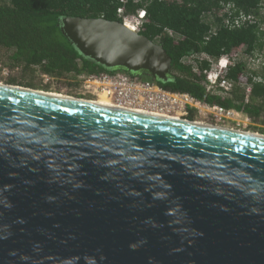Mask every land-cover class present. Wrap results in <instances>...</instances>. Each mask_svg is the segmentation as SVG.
<instances>
[{
  "label": "water",
  "instance_id": "water-1",
  "mask_svg": "<svg viewBox=\"0 0 264 264\" xmlns=\"http://www.w3.org/2000/svg\"><path fill=\"white\" fill-rule=\"evenodd\" d=\"M106 69L171 78L162 43L63 16ZM0 84V264H264V134Z\"/></svg>",
  "mask_w": 264,
  "mask_h": 264
},
{
  "label": "trees",
  "instance_id": "trees-1",
  "mask_svg": "<svg viewBox=\"0 0 264 264\" xmlns=\"http://www.w3.org/2000/svg\"><path fill=\"white\" fill-rule=\"evenodd\" d=\"M120 4V0H0V70L5 67L16 73L7 83L47 90L49 84L39 81L41 74H47L73 90L81 75L116 71L83 57L62 34L59 18L122 21L116 13ZM124 7L126 13L145 8L147 20L139 33L162 43L171 57L167 81L145 74L137 75L139 78L241 110L264 133V0H126ZM241 48L263 60L256 66L235 61L227 74L233 83L231 92L227 96L205 94L202 72L210 61H190L200 53L215 60ZM244 84L250 86L247 101Z\"/></svg>",
  "mask_w": 264,
  "mask_h": 264
},
{
  "label": "built area",
  "instance_id": "built-area-1",
  "mask_svg": "<svg viewBox=\"0 0 264 264\" xmlns=\"http://www.w3.org/2000/svg\"><path fill=\"white\" fill-rule=\"evenodd\" d=\"M137 1V0H135ZM116 13L122 19V23L135 32H140L146 22V10L138 8L134 13L125 12L126 0H120ZM130 27H129V26ZM172 36L175 34L168 29ZM207 58L210 61L208 69L203 70V86L205 94H217L227 96L233 87L227 74L235 61L241 60L246 65L259 64L263 58L251 56L239 49L235 54H222L215 60L209 59L205 54L200 53L196 59L190 62ZM3 74L9 70L1 68ZM195 70H197L195 68ZM43 83H52L55 80L47 74H41ZM245 101L248 100L250 86L244 84ZM69 96L98 102L105 100L109 106L142 112L154 115L170 117L178 120L201 122L206 125H213L237 131L249 132L255 125L250 116L241 110L233 107H225L216 103H209L204 98L198 99L189 93L166 89L153 80L142 79L137 75L127 72L112 71L97 74H85L78 77V84L74 87ZM62 89L59 93H64ZM68 95V94H67Z\"/></svg>",
  "mask_w": 264,
  "mask_h": 264
},
{
  "label": "rangeland",
  "instance_id": "rangeland-1",
  "mask_svg": "<svg viewBox=\"0 0 264 264\" xmlns=\"http://www.w3.org/2000/svg\"><path fill=\"white\" fill-rule=\"evenodd\" d=\"M9 70V69H8ZM11 75H16V73L15 72H13V71H10L9 70V73L6 75V74H3L2 73V70H0V82H3V83H7V79H8V77H10ZM39 81H40V84H44L43 83V80L39 77ZM18 85H20V84H18ZM22 86H24V85H22ZM33 88V87H32ZM35 89H39V90H45V89H43V88H41V87H38V88H35ZM62 89H64V90H66V92H64V93H66V95L68 94V95H70L71 94V91H69V89H67L66 88V86L64 85V84H60V83H58V82H56V81H54V82H52V83H49V88L47 89V90H45V91H51V92H54V93H58L59 94V91L60 90H62ZM61 94V93H60ZM63 94V93H62ZM257 128H259V126L257 125L256 126V124L255 125H253V126H251V129L250 130H253L255 133H261V132H259L258 130H257ZM264 134V133H263Z\"/></svg>",
  "mask_w": 264,
  "mask_h": 264
},
{
  "label": "bare ground",
  "instance_id": "bare-ground-1",
  "mask_svg": "<svg viewBox=\"0 0 264 264\" xmlns=\"http://www.w3.org/2000/svg\"><path fill=\"white\" fill-rule=\"evenodd\" d=\"M129 26V25H128ZM130 27V26H129ZM0 84H3V82H0ZM42 91V90H41ZM48 92H50L49 94H51V95H54V96H58V97H64V98H74V97H71V96H69V95H66V94H58V93H54V92H51V91H48ZM90 102V101H89ZM92 103H97V104H101V105H107V106H109L110 104L109 103H107L105 100H101V101H98V102H92ZM109 104V105H108ZM197 124H203V125H205L204 123H201V122H196ZM249 133H253V134H255V132H252V131H249ZM256 135H259L258 133L256 134Z\"/></svg>",
  "mask_w": 264,
  "mask_h": 264
}]
</instances>
